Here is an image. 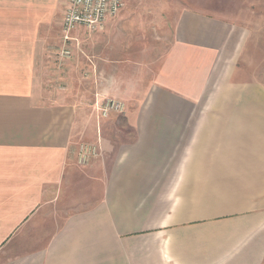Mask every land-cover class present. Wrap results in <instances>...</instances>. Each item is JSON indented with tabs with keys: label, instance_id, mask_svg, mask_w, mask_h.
I'll return each mask as SVG.
<instances>
[{
	"label": "crops",
	"instance_id": "obj_1",
	"mask_svg": "<svg viewBox=\"0 0 264 264\" xmlns=\"http://www.w3.org/2000/svg\"><path fill=\"white\" fill-rule=\"evenodd\" d=\"M68 7L0 0V264H264V90L232 78L233 27L183 12L143 91L96 63L126 105L103 119L45 90Z\"/></svg>",
	"mask_w": 264,
	"mask_h": 264
},
{
	"label": "rangeland",
	"instance_id": "obj_2",
	"mask_svg": "<svg viewBox=\"0 0 264 264\" xmlns=\"http://www.w3.org/2000/svg\"><path fill=\"white\" fill-rule=\"evenodd\" d=\"M185 11L231 25L233 35L225 60L233 58L230 53L238 40L240 50L232 78L257 83L264 90V0H127L115 26L80 36L76 59L62 60L57 51L52 69L56 74L51 87L45 90L54 93L56 100L65 96L91 117L92 107L100 97L101 79H95L98 62L105 64V70L108 67V76L115 66L117 76L131 78L141 91L146 90L173 44L174 26ZM115 60L124 62L118 65ZM84 62L90 65L91 72H87ZM127 104L129 110L135 108V103ZM83 169L78 166L73 177H86Z\"/></svg>",
	"mask_w": 264,
	"mask_h": 264
},
{
	"label": "built area",
	"instance_id": "obj_3",
	"mask_svg": "<svg viewBox=\"0 0 264 264\" xmlns=\"http://www.w3.org/2000/svg\"><path fill=\"white\" fill-rule=\"evenodd\" d=\"M126 6L125 0H69V7L62 20V45L58 54L62 60L70 59L73 46L79 47L80 36L102 32L109 19L116 17ZM103 119L111 114H124L123 102L105 99L95 103ZM100 154L96 145L84 143L79 148V163L86 164Z\"/></svg>",
	"mask_w": 264,
	"mask_h": 264
}]
</instances>
